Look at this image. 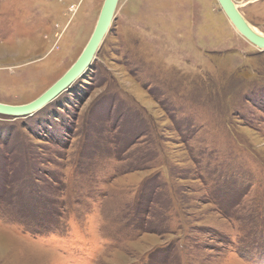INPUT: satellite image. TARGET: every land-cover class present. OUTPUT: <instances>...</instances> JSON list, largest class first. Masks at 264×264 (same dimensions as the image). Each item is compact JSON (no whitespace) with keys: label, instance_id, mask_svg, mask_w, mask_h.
Instances as JSON below:
<instances>
[{"label":"rangeland","instance_id":"rangeland-1","mask_svg":"<svg viewBox=\"0 0 264 264\" xmlns=\"http://www.w3.org/2000/svg\"><path fill=\"white\" fill-rule=\"evenodd\" d=\"M103 3L0 0V103L54 84ZM0 264H264V51L217 0H119L68 90L0 115Z\"/></svg>","mask_w":264,"mask_h":264},{"label":"water","instance_id":"water-1","mask_svg":"<svg viewBox=\"0 0 264 264\" xmlns=\"http://www.w3.org/2000/svg\"><path fill=\"white\" fill-rule=\"evenodd\" d=\"M118 2L119 0H104L87 44L76 61L54 84L27 104L13 106L0 103V115L16 119L31 117L68 90L92 64L95 54L110 28ZM217 2L236 31L249 43L264 51V34L257 32L245 21L233 1L217 0Z\"/></svg>","mask_w":264,"mask_h":264}]
</instances>
